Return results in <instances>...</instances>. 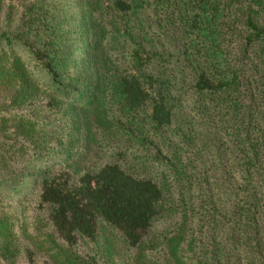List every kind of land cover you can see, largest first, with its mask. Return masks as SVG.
<instances>
[{
  "label": "trees",
  "instance_id": "16d2710c",
  "mask_svg": "<svg viewBox=\"0 0 264 264\" xmlns=\"http://www.w3.org/2000/svg\"><path fill=\"white\" fill-rule=\"evenodd\" d=\"M12 2L0 0V151L11 148L15 171L31 168L47 149L40 130L55 124L39 115L56 114L73 85L78 97L88 92L60 117L71 128L63 156L73 169L1 175L0 191L30 186L37 207H50L56 236L71 246L97 241L99 223L107 224L136 250V264H144L142 258L149 264H264V0H158L161 37H150L136 0ZM99 7L114 18L117 32L123 29L126 49L113 60L101 45ZM85 30L91 38L86 59L76 61L71 38ZM108 87L124 114H141L160 132L161 142L143 139L154 166L174 168L173 185L154 168L152 175L134 173L107 161L78 171L79 161L70 162L75 144L92 140V125L110 126ZM165 129L175 130L177 144L166 140ZM163 142L169 147L159 146ZM167 190L168 207L178 216L158 240L153 229L168 215ZM10 198L7 192L5 201ZM2 207L0 201V257L8 260L12 215Z\"/></svg>",
  "mask_w": 264,
  "mask_h": 264
},
{
  "label": "rangeland",
  "instance_id": "374dc122",
  "mask_svg": "<svg viewBox=\"0 0 264 264\" xmlns=\"http://www.w3.org/2000/svg\"><path fill=\"white\" fill-rule=\"evenodd\" d=\"M7 1V0H6ZM137 4H141L140 7L142 11L140 12V18L143 21L147 22V26L151 28L149 31L150 37H161L163 35L160 32L158 25L165 24L159 21L158 11L155 9V4L158 0H152V3H149L148 7H143V2H149V0H136ZM15 4L14 2H12ZM163 9L162 5L159 4ZM157 6V8H160ZM7 10V9H6ZM5 10V11H6ZM89 9L86 6L85 12ZM8 11V10H7ZM1 14L0 16H3ZM96 17L99 21V24L105 29V33L101 37V45L106 54L107 58L114 59L116 56L121 54L120 50H125V42L123 41L122 34L123 29L116 31L113 19L109 16L106 10L102 7L96 11ZM87 20V17H83V20ZM85 20V21H86ZM122 25V24H121ZM167 28L172 31L173 25L166 22ZM164 28V29H163ZM162 30H165L163 27ZM81 35L79 38H71V52H75L78 49L79 53L76 54V61L86 59L84 56V50L91 41L90 36L87 31ZM120 32V34H119ZM78 47V48H77ZM16 52H22V47H14ZM72 88L74 91L71 92L68 96L64 94L60 97L59 103L62 104L61 109L57 110V113L54 114L52 111L42 112L39 115L41 118L44 117L53 120L54 128H43L40 132L45 136L42 138L40 145L46 147V151H43L42 156L38 159H33V144H29L27 148L28 158L32 160L31 168L26 167L23 169L16 168L12 163L13 155H10L11 148L7 149V154L5 155L0 151V176L9 177L12 174H16L17 177L24 171H40L44 170H53V169H73L72 164L67 166V162L64 160V154L67 150L68 144V133L71 131V128L64 122L61 117V112L63 114L64 109L68 108L75 100L82 102L86 100L87 92L82 90L81 97L76 96V87L79 86L73 85ZM111 88L106 89V101L108 102V122L109 127L106 126H96L92 125L90 128L92 140L85 145V141L80 139L79 142L73 147V154L69 157L70 162L77 159L80 163L78 171L83 169H95L104 162L107 161H118L121 166L134 173L142 172L146 170L148 175H152V169L154 168L153 173L162 174L166 178L167 182L170 181L171 184H174V176L169 171L175 172L174 168H160L154 166L151 163L152 156L147 152V145L143 139V136H147V139L153 138L155 141L158 140L161 142L162 138L159 137L160 132H155V129L149 125V123H143V115L136 114L134 116H129L124 114L122 106L114 101L113 94L111 93ZM48 99L40 100V103L45 107V102ZM104 102V101H103ZM31 111V110H28ZM27 112V111H25ZM34 113V112H33ZM68 115V114H67ZM175 130L169 131L168 129L162 130L163 135H166L170 143L177 144L178 139L172 135ZM155 136V138H154ZM171 139V141H170ZM9 141H12L9 139ZM165 142V141H164ZM161 143L159 146L169 147V143ZM1 149V148H0ZM63 150V151H60ZM85 151V152H84ZM172 151V148H171ZM40 154V155H41ZM85 154V156H82ZM26 155V156H27ZM25 156V157H26ZM175 156H177L175 154ZM8 159V160H6ZM10 159V161H9ZM149 161L151 164H149ZM9 162V169L13 170L12 173L8 172L9 169L3 170V163ZM155 163V162H154ZM178 163L177 161L174 163ZM32 176H28V180ZM7 187L6 189L0 191V201L3 202L4 207L2 210H6L12 215L9 218L11 234L8 238L10 242V251L13 249L11 256L8 260L0 257V264H136V255L137 252L134 249L126 248L122 236L120 233L108 226L107 224L100 222L99 223V236L97 241L89 242L87 240H80L75 245L71 246L62 242L55 234L49 220L48 212L50 207H44L39 209L36 204V194L34 191H30V186H23L18 192H12V190ZM12 194L15 198L5 201L4 196ZM166 194L168 195L165 200V205L168 207L170 204V199L172 193L167 190ZM25 195V196H24ZM176 207L172 206V210L168 207V215L165 213L162 218L155 223L153 233L159 237L162 233H168L173 230L176 225L174 221L176 220L178 214L174 210ZM171 210V213H169ZM2 213V212H1ZM173 218V219H172ZM12 248V249H11ZM25 249L29 250L32 253V263H29L27 255L25 254ZM189 258H194L193 253L188 251L186 252ZM154 258H157L158 254H152ZM152 255L150 256L152 258ZM196 259V258H195ZM189 260V259H188ZM149 264L150 261L147 258H142L139 260V263Z\"/></svg>",
  "mask_w": 264,
  "mask_h": 264
}]
</instances>
